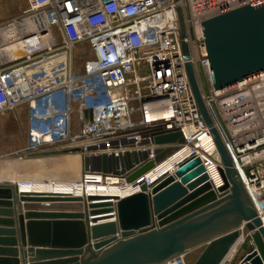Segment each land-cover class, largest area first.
Masks as SVG:
<instances>
[{"label":"built area","instance_id":"obj_1","mask_svg":"<svg viewBox=\"0 0 264 264\" xmlns=\"http://www.w3.org/2000/svg\"><path fill=\"white\" fill-rule=\"evenodd\" d=\"M259 1L27 0L22 15L0 26V41L8 39L23 52L11 60L29 62L64 48L70 62L61 85L33 88L30 94L43 121L35 133L41 139L30 149L52 146L53 152L77 156L80 162L114 157L119 172L123 158V174L80 170L77 174L82 179L72 182L73 190H83L86 184L119 187L122 195L111 199L139 194L142 186L151 194L156 182L174 175L191 158L201 160L212 190L218 192L224 186L221 160L188 79L186 64L191 63L215 127L264 223V73L215 91L202 27L204 22ZM177 8L184 20V40ZM183 42L189 60L184 57ZM78 52L83 63L77 71ZM7 73L0 69V111L13 108ZM74 104L79 118L75 130ZM173 131H179L184 142L147 173L128 182L143 161L129 167L127 154L147 152L149 160H154L155 151L165 148L155 145V138ZM183 257L167 264H185ZM242 260L238 264H250Z\"/></svg>","mask_w":264,"mask_h":264},{"label":"water","instance_id":"obj_2","mask_svg":"<svg viewBox=\"0 0 264 264\" xmlns=\"http://www.w3.org/2000/svg\"><path fill=\"white\" fill-rule=\"evenodd\" d=\"M177 12L184 40L181 9ZM202 27L215 91L264 73V0L204 22ZM182 48L189 60L185 42ZM186 71L220 156L224 186L218 192L212 190L201 160L191 158L174 175L156 182L151 194L142 186L141 193L122 200L23 192L20 181L82 179L54 177L49 171L123 174L124 159H120L121 172L117 159L107 156L92 163L80 162L77 156L0 161V254L13 257L0 260L1 264H21V260L28 264H167L198 249L202 252L194 264H226L244 237L243 230L255 249L242 263L264 264V223L215 127L191 63ZM183 142L182 134L173 131L155 138L154 144L165 148L155 151L154 160H149L147 152L127 154L129 167L143 161L127 181L147 173Z\"/></svg>","mask_w":264,"mask_h":264},{"label":"rangeland","instance_id":"obj_3","mask_svg":"<svg viewBox=\"0 0 264 264\" xmlns=\"http://www.w3.org/2000/svg\"><path fill=\"white\" fill-rule=\"evenodd\" d=\"M7 57V54L0 55V69L3 70V73L11 71L16 65L28 67L29 72H27L26 76L29 78L31 85V96L35 90L53 88L61 85L70 67V62L64 48H60L55 53L45 54L29 62H26L24 59L12 61L11 59H7ZM74 61L75 68L78 71L83 63L81 52L76 54ZM30 102L31 107L29 111L28 108L15 112H10L9 110L0 111V161L35 160L53 157L63 158L67 156L53 152L52 146L39 147L37 150L30 149L32 144L38 142L37 138L41 139L35 133L40 132L43 126L42 116H37L34 101ZM72 123L74 130L77 129L79 126V118L75 104L72 110ZM49 172L53 173L54 177L59 174L79 176L74 171L61 170L60 172ZM244 237V243L232 252L233 256L231 255L232 258L226 264H238L247 254L255 249L251 236L246 230H244ZM201 252L202 249H198L184 256L183 260L185 264H194Z\"/></svg>","mask_w":264,"mask_h":264},{"label":"crops","instance_id":"obj_4","mask_svg":"<svg viewBox=\"0 0 264 264\" xmlns=\"http://www.w3.org/2000/svg\"><path fill=\"white\" fill-rule=\"evenodd\" d=\"M27 8H28L27 0H0V26L22 15ZM1 54H7L8 55L7 59H11V58L13 59L14 57L21 56L22 52L20 50H14L11 53H9L8 50H0V55ZM27 72H29V69L27 67L18 66L16 69L11 70L6 74L8 93L13 107L12 110H9L10 112H15L19 110L22 111L25 108H28L29 111L31 107L30 106L31 102L29 100L31 89L29 85V78L26 76ZM21 191H28V190L24 189ZM44 191L47 192L45 189L34 188V192H44ZM26 250L27 249L24 248V251ZM7 258H13V257H8L0 254V260ZM21 264H28V261L25 260V263H22L21 260Z\"/></svg>","mask_w":264,"mask_h":264},{"label":"bare ground","instance_id":"obj_5","mask_svg":"<svg viewBox=\"0 0 264 264\" xmlns=\"http://www.w3.org/2000/svg\"><path fill=\"white\" fill-rule=\"evenodd\" d=\"M3 41H0V50H8L9 53H11L14 50H20L22 52V49L18 47L16 44H10L8 43V39L2 38ZM23 53V52H22ZM22 55V54H21ZM19 57H14L13 59H18ZM68 183L66 181H50V182H43V181H20L18 182L20 189L24 190L27 189L28 191L23 192H34V188L36 189H45L47 192H41V193H58V194H72L75 196H81V194H89L90 196H96V197H102V198H114L121 196V189L119 187L113 186L110 188H105L102 185H93V184H86L82 188H79L77 190L72 189V182ZM27 183V184H26ZM83 191V192H82ZM245 241V237H241L238 244L233 248L232 252L236 250L239 245L243 244ZM232 252L230 253L227 262L229 259L232 258ZM232 255V256H231Z\"/></svg>","mask_w":264,"mask_h":264}]
</instances>
